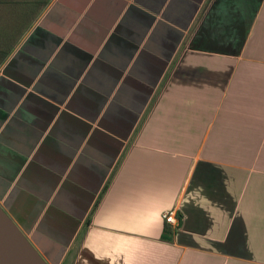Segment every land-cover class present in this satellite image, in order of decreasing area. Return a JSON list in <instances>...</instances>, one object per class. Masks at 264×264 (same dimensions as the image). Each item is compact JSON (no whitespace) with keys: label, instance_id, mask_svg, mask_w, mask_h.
I'll return each instance as SVG.
<instances>
[{"label":"crops","instance_id":"crops-1","mask_svg":"<svg viewBox=\"0 0 264 264\" xmlns=\"http://www.w3.org/2000/svg\"><path fill=\"white\" fill-rule=\"evenodd\" d=\"M0 204L49 264H264V0H51L0 66Z\"/></svg>","mask_w":264,"mask_h":264},{"label":"trees","instance_id":"trees-1","mask_svg":"<svg viewBox=\"0 0 264 264\" xmlns=\"http://www.w3.org/2000/svg\"><path fill=\"white\" fill-rule=\"evenodd\" d=\"M50 2L51 0H0V66L8 59ZM203 16L202 13V18ZM200 21L201 18L197 20L193 31ZM179 218L182 219V216L179 215ZM88 226L89 224L86 225L87 228ZM172 236L173 231L167 225L164 240L172 241Z\"/></svg>","mask_w":264,"mask_h":264},{"label":"water","instance_id":"water-1","mask_svg":"<svg viewBox=\"0 0 264 264\" xmlns=\"http://www.w3.org/2000/svg\"><path fill=\"white\" fill-rule=\"evenodd\" d=\"M0 264H49L1 204Z\"/></svg>","mask_w":264,"mask_h":264},{"label":"built area","instance_id":"built-area-1","mask_svg":"<svg viewBox=\"0 0 264 264\" xmlns=\"http://www.w3.org/2000/svg\"><path fill=\"white\" fill-rule=\"evenodd\" d=\"M163 219L165 220L167 224H170L173 226L178 225L179 219H178L177 212L175 210H172V211H169L163 214Z\"/></svg>","mask_w":264,"mask_h":264}]
</instances>
